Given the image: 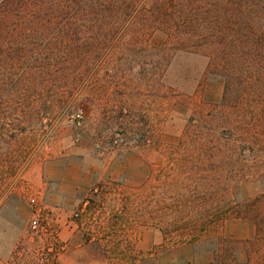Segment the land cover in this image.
<instances>
[{
    "label": "rangeland",
    "instance_id": "rangeland-1",
    "mask_svg": "<svg viewBox=\"0 0 264 264\" xmlns=\"http://www.w3.org/2000/svg\"><path fill=\"white\" fill-rule=\"evenodd\" d=\"M21 3L0 14V264H52L54 234L30 221L70 185L98 189L75 220L114 263L248 264L264 228V0ZM144 230L160 240L142 254Z\"/></svg>",
    "mask_w": 264,
    "mask_h": 264
},
{
    "label": "crops",
    "instance_id": "crops-1",
    "mask_svg": "<svg viewBox=\"0 0 264 264\" xmlns=\"http://www.w3.org/2000/svg\"><path fill=\"white\" fill-rule=\"evenodd\" d=\"M98 177V176H94ZM73 183L69 181V185ZM49 194L48 189L45 188L42 191V196ZM117 191V190H116ZM120 193V192H119ZM84 192L81 194L80 189L73 186L66 188H60L52 193L51 201H45L40 203V208L48 214V218L59 226V239L64 241L67 248L59 257V264H117L113 262V259L106 255V249L100 242V238H86L82 232L84 227L83 222L75 220L71 217V214L83 207L84 203ZM114 194H118L115 192ZM41 195V194H40ZM46 195V194H45ZM106 196L103 199L102 209L110 212L119 211L118 204H112L115 200L113 193H102ZM39 196V197H42ZM111 196V197H109ZM112 198V199H111ZM41 199V198H40ZM102 199V198H101ZM107 201V202H106ZM87 211L89 206L86 207ZM90 215V213H89ZM93 224L97 223V220L90 216ZM84 221V220H83ZM140 243L137 244V252L142 250V254L145 251L152 249L154 244L158 243L160 237L155 231L144 230ZM148 233V234H147ZM151 235V236H150ZM108 252V251H107ZM110 252V251H109ZM90 253V254H89ZM106 253V254H105ZM141 254V253H139ZM138 264V263H136ZM140 264V263H139Z\"/></svg>",
    "mask_w": 264,
    "mask_h": 264
},
{
    "label": "built area",
    "instance_id": "built-area-1",
    "mask_svg": "<svg viewBox=\"0 0 264 264\" xmlns=\"http://www.w3.org/2000/svg\"><path fill=\"white\" fill-rule=\"evenodd\" d=\"M84 118V112L81 108H77L69 115V120L74 123H80ZM98 193V189L94 188L93 191L87 198L84 200L83 207L79 208L71 214V217L76 219L80 217L85 207L89 205L90 199L92 196H95ZM30 228L35 233H40L43 235L54 234L52 239L45 245L41 253L45 258L51 260L52 264H59L60 255L66 250L67 246L64 241L59 239V226H57L53 220L48 218V214L45 213L42 209H38L35 215L31 218Z\"/></svg>",
    "mask_w": 264,
    "mask_h": 264
},
{
    "label": "trees",
    "instance_id": "trees-1",
    "mask_svg": "<svg viewBox=\"0 0 264 264\" xmlns=\"http://www.w3.org/2000/svg\"><path fill=\"white\" fill-rule=\"evenodd\" d=\"M14 1H17L19 3L22 2L21 5H24V9L26 8V4L24 2L28 0H0V14H4L7 11V15L10 12L9 9L10 7H12L11 5ZM256 222L259 223V225L264 224V219L260 218ZM250 252L254 254V257L250 255ZM247 259L248 264H264V228H262V230L256 229V236L250 243V246L248 248V256L246 260Z\"/></svg>",
    "mask_w": 264,
    "mask_h": 264
}]
</instances>
